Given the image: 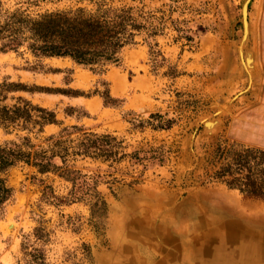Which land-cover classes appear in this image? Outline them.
Instances as JSON below:
<instances>
[{
  "label": "rangeland",
  "instance_id": "obj_1",
  "mask_svg": "<svg viewBox=\"0 0 264 264\" xmlns=\"http://www.w3.org/2000/svg\"><path fill=\"white\" fill-rule=\"evenodd\" d=\"M94 1L0 0V24ZM106 1L152 16L160 33L137 37L103 72L26 44L0 50V84L20 85L3 103L55 114L30 134L36 144L77 126L71 139L86 132L111 149L70 156L68 178L24 163L3 174L0 264H223L201 255L203 237L228 242L247 228L263 237L244 234L253 248L239 261L263 264L264 199L215 174L239 155L264 164V0ZM24 134L0 126V144Z\"/></svg>",
  "mask_w": 264,
  "mask_h": 264
},
{
  "label": "trees",
  "instance_id": "obj_2",
  "mask_svg": "<svg viewBox=\"0 0 264 264\" xmlns=\"http://www.w3.org/2000/svg\"><path fill=\"white\" fill-rule=\"evenodd\" d=\"M93 5L55 9L35 17L18 11L6 14L0 24V50L17 49L26 44L37 57H66L75 64L103 72L111 64L119 63L121 51L136 44L137 37L147 41L160 33L152 16L141 10L135 13L133 7L114 6L106 0H95ZM19 86L0 84V126L6 132L25 131L17 140L0 144V215L12 193L3 174L12 166L24 163L39 173L54 172L68 178L74 173L67 164L70 156L104 159L111 156V149L105 148L109 140L86 132L71 139L69 130H80L77 126L65 127L58 134L47 136L46 147L36 144L30 134L39 137L46 124L56 122L55 114L21 97L12 105L4 104L6 93ZM103 97L105 103L110 99L107 94ZM243 157L239 155L215 175L247 196L264 199V164L256 163L254 167H261L256 171L247 160L248 155ZM36 263L44 264L43 261Z\"/></svg>",
  "mask_w": 264,
  "mask_h": 264
},
{
  "label": "bare ground",
  "instance_id": "obj_3",
  "mask_svg": "<svg viewBox=\"0 0 264 264\" xmlns=\"http://www.w3.org/2000/svg\"><path fill=\"white\" fill-rule=\"evenodd\" d=\"M237 225H239V224H237ZM233 227H237V226H233ZM242 231L244 234H247V237H248L247 241H249V238H261V237H263L262 235H260V233L259 234L253 233L254 235L248 234V233H252V232H250V230L248 228L242 229L241 232ZM212 234H210L209 237L207 236L208 238L203 237V239L201 241V242H203V244L201 246H205V247L200 248V250L202 251L201 255L207 256L208 258L213 259L214 261L219 262V263H223V264H235L237 262L240 264H244L243 261H239L241 254L244 253L243 251L247 252V250H249V252L251 253L252 248H253V246H251L247 242H243L244 240H246V237L244 236V234H242L241 236L229 237L230 238L229 240L227 238L226 241H228L230 243L225 242V241L221 240L220 238H218V236H216L215 234H213L215 236H213ZM227 246H231V248H229ZM257 246H259V244ZM250 260H251V258H246L245 264H253V262H250ZM262 263L264 264V261Z\"/></svg>",
  "mask_w": 264,
  "mask_h": 264
},
{
  "label": "crops",
  "instance_id": "obj_4",
  "mask_svg": "<svg viewBox=\"0 0 264 264\" xmlns=\"http://www.w3.org/2000/svg\"><path fill=\"white\" fill-rule=\"evenodd\" d=\"M263 55H264V49H263ZM262 70H263V68H262Z\"/></svg>",
  "mask_w": 264,
  "mask_h": 264
}]
</instances>
